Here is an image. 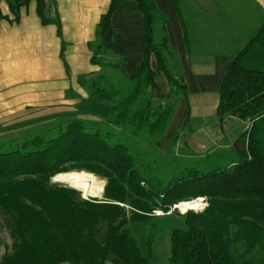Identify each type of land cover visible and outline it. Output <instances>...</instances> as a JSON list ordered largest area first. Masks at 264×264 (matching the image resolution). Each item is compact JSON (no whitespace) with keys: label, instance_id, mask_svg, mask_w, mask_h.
I'll use <instances>...</instances> for the list:
<instances>
[{"label":"trees","instance_id":"1","mask_svg":"<svg viewBox=\"0 0 264 264\" xmlns=\"http://www.w3.org/2000/svg\"><path fill=\"white\" fill-rule=\"evenodd\" d=\"M135 1L145 17L142 64L128 76L122 68L126 57L104 46L107 31L116 37L113 13L126 2L111 0L91 43L92 63L102 69L80 77L107 113L99 119L71 113L45 134L22 142L0 140V209L13 219L17 237L14 252L6 253L0 264H152L153 236L145 254L133 228L157 209L167 213L180 200L198 196L210 197V205L188 212L186 229L173 230L169 264H254L256 249L264 264V69L244 64L250 49L264 38V22L228 66L217 109L221 121L238 117L250 122L243 133L248 153L198 155L186 142L175 151L180 132L161 150L156 143L186 86L170 47L168 16L155 0ZM172 1L184 21V0ZM10 2L19 9L20 0ZM45 11V0H38L40 16L50 22ZM109 70L119 75L113 77ZM160 72L173 94L165 102L153 97ZM69 163L107 179L104 199H84L74 188L51 184V177Z\"/></svg>","mask_w":264,"mask_h":264},{"label":"crops","instance_id":"2","mask_svg":"<svg viewBox=\"0 0 264 264\" xmlns=\"http://www.w3.org/2000/svg\"><path fill=\"white\" fill-rule=\"evenodd\" d=\"M45 2L50 22L40 16L38 0H20L16 11L10 0H0V137L19 132L42 116L50 122L51 117L56 121L71 113L86 119H99L107 113V106L90 96L80 77L102 69L92 63L91 43L111 0ZM155 2L168 16L170 47L178 57L186 86L164 136L156 143L158 148L167 149L180 132L184 138L181 147L186 142L198 155L222 151L245 156L248 148L243 133L250 122L238 117L221 121L217 109L228 66L264 22V0H184V21L172 0ZM111 24L116 37L110 38L107 31L104 46L126 57L122 68L132 76L146 50L144 14L135 0H126L113 13ZM151 64L156 70L154 55ZM244 64L264 69V38L250 49ZM156 82L154 99L171 100V85L163 72Z\"/></svg>","mask_w":264,"mask_h":264},{"label":"rangeland","instance_id":"3","mask_svg":"<svg viewBox=\"0 0 264 264\" xmlns=\"http://www.w3.org/2000/svg\"><path fill=\"white\" fill-rule=\"evenodd\" d=\"M156 37L157 40L160 39V29L157 27L156 30ZM108 73L110 75H119L118 71H112L109 70ZM63 116L57 117L56 121H53L52 117L50 122L48 120L50 118L46 116H42L40 121H35L32 125L29 123H26L25 128L21 129L19 132L12 133L10 135H7L6 137L2 136L0 137V140L2 141H8L12 138L16 139L18 142H22L34 135L37 134H45L48 132L49 129L53 128L54 124L59 122V120ZM37 122H41L40 125H35ZM31 125V126H29ZM183 139L180 138L179 142L173 147L175 151H179L181 147V144L183 145ZM180 144V145H179ZM70 171H86L89 173L94 174L100 181H103L105 183L104 191L101 194V196H84V192L79 190L76 187L71 186L67 183L57 182L54 181V175L51 177V184L54 185H61L66 186L70 188L76 189L82 198L93 200L94 198L97 200L104 199L105 195V187L107 184V179L101 175L96 174L95 172H92L86 168H80L77 163H69L68 167L63 169V171L59 172H70ZM83 192V193H82ZM197 198V197H195ZM208 206L210 205L211 199L210 197L206 196ZM191 199V198H190ZM189 200L188 198H184L182 201ZM178 203V202H177ZM123 205V204H122ZM207 206V207H208ZM206 207V208H207ZM128 210H130L129 206H126ZM205 208V209H206ZM204 209V210H205ZM184 213L176 210L172 213H165L163 210L157 209L154 211V215L149 218L147 221H144L142 223H139L133 228V234L134 236L139 240L140 246L145 254L149 252V239L151 236H153L152 243L150 246V253L152 257V264H169V257L171 254V235L174 229L176 228H182L186 229V217L187 213L186 210L181 209ZM159 211V212H158ZM163 213H162V212ZM195 212V211H193ZM201 212V211H200ZM130 214V213H129ZM17 242V237L13 234V219L7 215L4 211L0 209V262L2 261L4 255L6 253H13L14 252V245ZM262 252L256 249L253 253L254 257V264H263L259 259L262 257ZM107 264H112V262H107Z\"/></svg>","mask_w":264,"mask_h":264},{"label":"bare ground","instance_id":"4","mask_svg":"<svg viewBox=\"0 0 264 264\" xmlns=\"http://www.w3.org/2000/svg\"><path fill=\"white\" fill-rule=\"evenodd\" d=\"M54 181L70 184L73 187L78 188L89 196H101L104 191L105 183L100 181L94 174L86 171H71L65 173H59L54 176ZM203 206L202 198H191L186 201H182L178 207L186 210H199ZM184 213V212H183Z\"/></svg>","mask_w":264,"mask_h":264},{"label":"built area","instance_id":"5","mask_svg":"<svg viewBox=\"0 0 264 264\" xmlns=\"http://www.w3.org/2000/svg\"><path fill=\"white\" fill-rule=\"evenodd\" d=\"M202 198V202H203V206L199 209V210H191V211H195V212H200V211H203L207 206H208V202H207V198H206V196H198L197 198ZM181 203V201H179L178 203H175V204H173L172 206H171V209H170V211L169 212H167V213H172L173 211H176V210H178V211H180V209H179V207H178V205ZM159 212V211H158ZM162 212V211H161ZM181 212V211H180ZM163 213V212H162ZM183 213V212H182ZM185 213H187V212H185Z\"/></svg>","mask_w":264,"mask_h":264}]
</instances>
